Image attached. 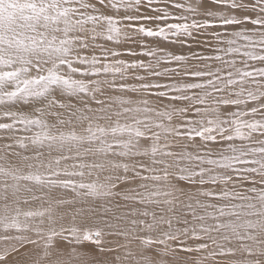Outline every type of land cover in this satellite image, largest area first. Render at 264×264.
I'll list each match as a JSON object with an SVG mask.
<instances>
[{"label": "snow or ice", "instance_id": "obj_1", "mask_svg": "<svg viewBox=\"0 0 264 264\" xmlns=\"http://www.w3.org/2000/svg\"><path fill=\"white\" fill-rule=\"evenodd\" d=\"M0 264H264V0H0Z\"/></svg>", "mask_w": 264, "mask_h": 264}, {"label": "bare ground", "instance_id": "obj_2", "mask_svg": "<svg viewBox=\"0 0 264 264\" xmlns=\"http://www.w3.org/2000/svg\"><path fill=\"white\" fill-rule=\"evenodd\" d=\"M93 248H94V246H91V247L86 246L85 248L80 249V251H84V252L88 253V257H86V258H90L92 255H95Z\"/></svg>", "mask_w": 264, "mask_h": 264}]
</instances>
